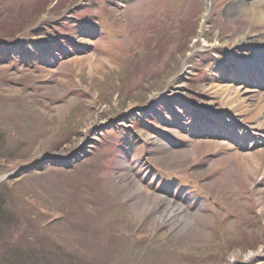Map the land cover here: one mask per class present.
I'll use <instances>...</instances> for the list:
<instances>
[{
	"label": "rangeland",
	"instance_id": "1",
	"mask_svg": "<svg viewBox=\"0 0 264 264\" xmlns=\"http://www.w3.org/2000/svg\"><path fill=\"white\" fill-rule=\"evenodd\" d=\"M150 1L0 0V177L24 172L13 192L31 190L64 221L61 241L83 264H264V174L202 141L230 131L250 150L252 124L233 122L209 87L234 72L264 91V76L244 70L264 71V20L229 10L233 0ZM88 57L104 63L91 70ZM187 150L196 156L177 158ZM148 192L207 234L175 225L178 213L155 227L163 205L141 211ZM14 229L42 233L24 220Z\"/></svg>",
	"mask_w": 264,
	"mask_h": 264
},
{
	"label": "bare ground",
	"instance_id": "2",
	"mask_svg": "<svg viewBox=\"0 0 264 264\" xmlns=\"http://www.w3.org/2000/svg\"><path fill=\"white\" fill-rule=\"evenodd\" d=\"M155 2L156 3L154 5H150V7L161 8L165 6L161 4V0H155ZM228 9L231 11L233 9V11H237L241 15L251 19L264 20V0H233L232 3L228 6ZM173 11L174 9L170 10L169 12V17L171 18H173L175 15V12ZM181 12L182 9H180V13ZM256 27L262 29L264 25L261 23H257ZM94 60L95 59L93 57L87 58V64H89L91 70H94L95 67H99L104 63L103 61H98L97 63ZM75 61L81 62L83 61V58H76ZM257 62H259L260 65V63H262V60H258ZM244 70H249L247 71L248 74L253 73L251 75L252 78H254L255 75H259L260 77L264 76V71H261L259 73V71L255 69V67L252 66L249 62H247ZM230 75L234 80L238 81L240 78L242 79L245 74L241 76L233 72ZM257 78L259 79V77ZM209 91L211 95L210 102L212 103V101L214 102L215 100L218 106L230 109L231 118L234 120L233 122L247 119V124H252L250 128L254 136L252 135L250 139L251 142L249 151H243L242 148H237L238 146L234 142H239L237 141L235 135L231 134L230 131L226 134V136H228L227 138L224 137L221 140H211V138H203L202 141L215 150H223L226 153L228 159H232L235 161L236 168L241 169L246 174H249L251 172L257 177H259L261 173L264 174V147L262 148L257 146L259 145V143H262V141H264V91L257 94L256 89L249 88L247 85H244L243 82L215 83L214 85L209 87ZM177 112H182V109H177ZM177 133L179 134V132ZM222 134L225 133L222 132ZM146 135L147 136H145L144 138H149L148 134ZM152 137L156 138L154 136ZM232 138H234V140H231ZM239 144L241 145V143ZM196 154V150H187L185 153L180 154L181 156L178 155L179 157L177 158L181 160H189L191 157L196 156ZM149 194L150 195H142V200H151V206L148 205V203H150L148 202L146 203V205H142L141 211L147 213L148 211L154 209L157 205H163L162 214L155 216L153 219V225L155 227H158L160 224H163L166 221L171 222V216L173 215V213H178V217H180V220H177L178 222L175 223V225L181 226V229L186 228L192 231L195 226V229L198 230L200 234L206 233L203 229H199L196 223L192 219H190L188 210L184 205L179 202H172V200H168L163 195L161 196L151 193ZM204 218H206V216H202V218H200L201 220L198 218V222L201 223V221H204ZM190 237L192 238L193 236L191 235Z\"/></svg>",
	"mask_w": 264,
	"mask_h": 264
},
{
	"label": "trees",
	"instance_id": "3",
	"mask_svg": "<svg viewBox=\"0 0 264 264\" xmlns=\"http://www.w3.org/2000/svg\"><path fill=\"white\" fill-rule=\"evenodd\" d=\"M4 130L0 125V163L7 158L6 150L9 146L6 143L7 132ZM37 170L41 169L37 168ZM0 173H2L1 169ZM16 174L0 184V248H3L0 264H83L78 261V258L82 257L84 252L80 253L75 241L72 246H67L64 241H61L64 221L60 219L50 221L48 218H52L53 213L50 210L46 213V206L40 207L31 202V199L29 200V197L33 195L31 190H22L20 187L18 191L15 188L13 192L15 186L10 187V182H19L24 172L17 171ZM11 191L15 194L13 196H17L25 206V213H18L17 209L10 205ZM20 220L34 223L35 230L40 229L42 233L37 230L36 233L20 234L14 229ZM51 227H53V233H47L46 230Z\"/></svg>",
	"mask_w": 264,
	"mask_h": 264
},
{
	"label": "water",
	"instance_id": "4",
	"mask_svg": "<svg viewBox=\"0 0 264 264\" xmlns=\"http://www.w3.org/2000/svg\"><path fill=\"white\" fill-rule=\"evenodd\" d=\"M8 176H9L8 174L1 176L0 177V182L5 180L6 178H8Z\"/></svg>",
	"mask_w": 264,
	"mask_h": 264
}]
</instances>
